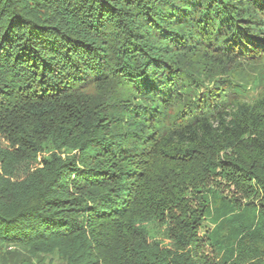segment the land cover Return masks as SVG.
Wrapping results in <instances>:
<instances>
[{
  "label": "trees",
  "instance_id": "obj_1",
  "mask_svg": "<svg viewBox=\"0 0 264 264\" xmlns=\"http://www.w3.org/2000/svg\"><path fill=\"white\" fill-rule=\"evenodd\" d=\"M5 244L264 264V0H0Z\"/></svg>",
  "mask_w": 264,
  "mask_h": 264
},
{
  "label": "rangeland",
  "instance_id": "obj_2",
  "mask_svg": "<svg viewBox=\"0 0 264 264\" xmlns=\"http://www.w3.org/2000/svg\"><path fill=\"white\" fill-rule=\"evenodd\" d=\"M147 227L150 230V233L152 235L156 236L157 238L161 240L167 239V234L165 232L166 230L165 226H160L156 222H151V223H148ZM0 250H1L0 264H18L20 263V261H22V259L24 258L26 254L24 250H22L21 248H19L18 246L14 244H5L2 246L0 245ZM206 252L210 255L213 254L215 256V253H213L211 250L206 251ZM30 260L31 262L32 261L35 262L34 257H30V258L28 257V262H30Z\"/></svg>",
  "mask_w": 264,
  "mask_h": 264
}]
</instances>
